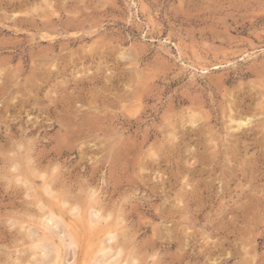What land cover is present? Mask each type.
<instances>
[{
  "label": "rangeland",
  "instance_id": "obj_1",
  "mask_svg": "<svg viewBox=\"0 0 264 264\" xmlns=\"http://www.w3.org/2000/svg\"><path fill=\"white\" fill-rule=\"evenodd\" d=\"M63 260L264 264V0H0V264Z\"/></svg>",
  "mask_w": 264,
  "mask_h": 264
},
{
  "label": "bare ground",
  "instance_id": "obj_2",
  "mask_svg": "<svg viewBox=\"0 0 264 264\" xmlns=\"http://www.w3.org/2000/svg\"><path fill=\"white\" fill-rule=\"evenodd\" d=\"M194 115H195V114H194ZM7 118H8V117H7ZM194 121H195L194 118L190 121V122L192 123V125H193V123H195ZM182 123H183V122H182ZM246 123H247L246 120H242V121H241V120H240V121L237 120L235 126H237V129H239L241 126L245 125ZM173 138H175L174 135H173ZM115 143H116V142H115ZM113 150H114V149H113ZM79 213H80V212H79ZM82 213H83V212H82ZM48 214H49V213H48ZM53 216H54V215H53ZM82 216H84V215L82 214ZM51 217H52V216H51ZM53 218H54V217H53ZM80 218H81V217H80ZM47 219H48V218H47ZM81 219H82V218H81ZM97 219H98V217H97ZM46 221H47V220H46ZM51 221H52V220H51ZM62 221H63V220H62ZM65 223H66V222H65ZM67 223H68V222H67ZM91 224H92V223H91ZM94 224H95V223H94ZM94 224H93V225H94ZM65 225H67V224H65ZM70 225H72V224H70ZM97 226H98V225H97ZM103 226H104V225H103ZM106 226H108V225H106ZM109 227H110V226H109ZM102 228H103V227H102ZM105 229H106V228H105ZM109 229H110V228H109ZM68 230H69V229H68ZM68 230H67V231H68ZM69 231H70V230H69ZM76 232H77V231H76ZM41 233L43 234L44 232L42 231ZM99 233H100V232H99ZM68 234H69V233H68ZM45 235H46V234H45ZM97 235H98V233H97ZM110 235H111V234H110ZM43 236H44V235H42V237H43ZM39 237L41 238L40 235H39ZM72 238H74V237H72ZM108 238H109V237H108ZM70 240H71V239H70ZM73 240H74V239H73ZM77 241H78V239H77ZM91 241H93V240H90V242H91ZM72 243H73V241H72ZM72 243H70V244H72ZM74 243H75V242H74ZM78 243H79V242H78ZM101 243H102V241H101ZM70 244H69V245H70ZM89 244H91V243H89ZM76 245H78V244H76ZM46 246H47V245H46ZM93 246H94V245H93ZM93 246H91V248H94ZM50 247H52V246H50ZM47 248H48V247H47ZM65 248H66V247H65ZM91 248H90V249H91ZM50 249H52V248H50ZM53 249H54V248H53ZM56 249H57V248H56ZM59 249H60V248H59ZM94 250H95V249H94ZM102 250H103V249H102ZM100 251H101V250H100ZM94 252H95V251H94ZM54 253H55V252H54ZM51 254H52V253H51ZM63 254H64V252H63ZM57 256H58V255H57ZM65 256H66V255H65ZM65 256H64V257H65ZM103 256H104V255H103ZM64 260H65V259H64ZM64 260H63V261H64ZM66 260H67V259H66ZM67 261H69V260H67ZM91 261H92V259H91ZM65 262H66V261H64L63 263L65 264ZM71 262H72V261H71ZM93 262H94V261H93ZM68 263H69V262H67V264H68ZM72 263H73V262H72ZM96 264H100V263H97V261H96Z\"/></svg>",
  "mask_w": 264,
  "mask_h": 264
}]
</instances>
